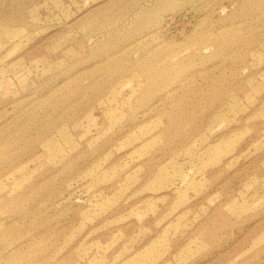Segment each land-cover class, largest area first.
<instances>
[{
    "label": "rangeland",
    "instance_id": "rangeland-1",
    "mask_svg": "<svg viewBox=\"0 0 264 264\" xmlns=\"http://www.w3.org/2000/svg\"><path fill=\"white\" fill-rule=\"evenodd\" d=\"M0 264H264V0H0Z\"/></svg>",
    "mask_w": 264,
    "mask_h": 264
}]
</instances>
